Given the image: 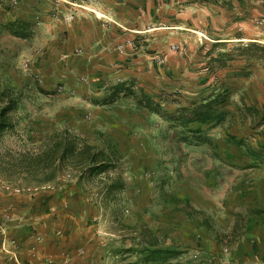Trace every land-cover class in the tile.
<instances>
[{
	"label": "rangeland",
	"instance_id": "obj_1",
	"mask_svg": "<svg viewBox=\"0 0 264 264\" xmlns=\"http://www.w3.org/2000/svg\"><path fill=\"white\" fill-rule=\"evenodd\" d=\"M80 21L123 26L124 39L69 52ZM121 80L136 97L112 102ZM0 86L21 95L0 141V184L31 194L76 182L99 209L104 264L163 263L143 260L153 249L182 252L165 264H264L232 253L255 252L264 226V0H0ZM148 96L159 112L138 103ZM64 129L115 168L66 160L51 182L24 174L22 154Z\"/></svg>",
	"mask_w": 264,
	"mask_h": 264
},
{
	"label": "crops",
	"instance_id": "obj_2",
	"mask_svg": "<svg viewBox=\"0 0 264 264\" xmlns=\"http://www.w3.org/2000/svg\"><path fill=\"white\" fill-rule=\"evenodd\" d=\"M89 23L70 26L65 50L114 49L124 39L123 26L104 30ZM143 149L137 148L138 165L145 163ZM263 202L259 199L255 207L260 209ZM259 227L260 234L251 238L255 252L243 255L240 245L232 249L237 262L264 258V226ZM108 249L99 209L76 182L31 194L10 191L0 184V264H104Z\"/></svg>",
	"mask_w": 264,
	"mask_h": 264
},
{
	"label": "trees",
	"instance_id": "obj_3",
	"mask_svg": "<svg viewBox=\"0 0 264 264\" xmlns=\"http://www.w3.org/2000/svg\"><path fill=\"white\" fill-rule=\"evenodd\" d=\"M200 1H218V0H200ZM133 82V80H131ZM126 81H119V83L112 86L113 89V97L112 102L117 98L116 96L122 92H125L126 96H134V92H126L125 87L127 86ZM129 91H131L129 89ZM151 97H147V102H143L141 100L138 101L140 105L148 107L151 111L159 112V108L151 107L149 100ZM21 101V95L16 91L11 89H1L0 86V141L3 136L11 131L15 122L13 119V113L18 109L19 103ZM159 105V104H157ZM208 104L204 103L202 106L197 107L193 110V112L201 111L203 108L207 107ZM213 112L211 113H199L196 115L194 120L198 121H207L213 120ZM262 122L264 123V117ZM56 137V135H55ZM54 137V139H55ZM57 140L46 148V150L41 151L39 153H24L22 154L23 160V170L26 175H37L45 176L43 180L40 182H51L55 179L57 172L60 166L63 165V162L66 160H71L77 164H85L87 165V170L92 173L101 174L106 172L111 168H115V162L111 160L110 156L106 154V150H99L94 146L82 141L80 138L74 136L70 133L68 129H64L62 133L57 135ZM6 161L0 160V167H4L8 165L5 163ZM120 176V182L123 184V181ZM182 252L180 250H172V249H153L150 250L143 260L150 263V257L154 254L163 255L164 262L161 264H165V261L168 260L169 255L173 257H177Z\"/></svg>",
	"mask_w": 264,
	"mask_h": 264
},
{
	"label": "built area",
	"instance_id": "obj_4",
	"mask_svg": "<svg viewBox=\"0 0 264 264\" xmlns=\"http://www.w3.org/2000/svg\"><path fill=\"white\" fill-rule=\"evenodd\" d=\"M54 186L53 185H50V184H48V185H45V186H43V189H51V188H53ZM7 188H9V187H7ZM15 191L18 193V192H20V190L19 189H15Z\"/></svg>",
	"mask_w": 264,
	"mask_h": 264
}]
</instances>
